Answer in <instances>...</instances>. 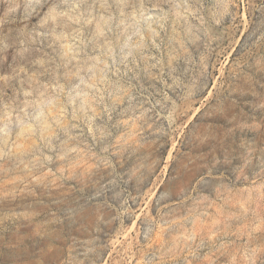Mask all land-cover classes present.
Listing matches in <instances>:
<instances>
[{"label":"rangeland","instance_id":"374dc122","mask_svg":"<svg viewBox=\"0 0 264 264\" xmlns=\"http://www.w3.org/2000/svg\"><path fill=\"white\" fill-rule=\"evenodd\" d=\"M0 264H264V0H0Z\"/></svg>","mask_w":264,"mask_h":264}]
</instances>
